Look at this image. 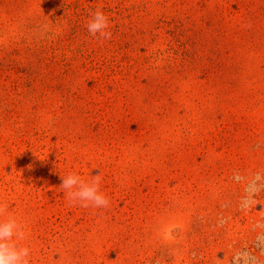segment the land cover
<instances>
[{
	"label": "rangeland",
	"instance_id": "rangeland-1",
	"mask_svg": "<svg viewBox=\"0 0 264 264\" xmlns=\"http://www.w3.org/2000/svg\"><path fill=\"white\" fill-rule=\"evenodd\" d=\"M0 201L30 264H264V0H0Z\"/></svg>",
	"mask_w": 264,
	"mask_h": 264
},
{
	"label": "clouds",
	"instance_id": "clouds-1",
	"mask_svg": "<svg viewBox=\"0 0 264 264\" xmlns=\"http://www.w3.org/2000/svg\"><path fill=\"white\" fill-rule=\"evenodd\" d=\"M109 25V17L98 8L91 14L86 29L93 38L106 41L112 38ZM101 180L99 173L84 179L73 172L62 177L60 187L65 190L70 206L107 208L110 200L100 190ZM7 208V204L0 201V264H30L29 247L18 244L26 239L24 226L15 216L7 214Z\"/></svg>",
	"mask_w": 264,
	"mask_h": 264
}]
</instances>
